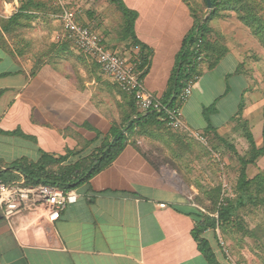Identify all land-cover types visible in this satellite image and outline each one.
<instances>
[{
  "label": "crops",
  "instance_id": "1",
  "mask_svg": "<svg viewBox=\"0 0 264 264\" xmlns=\"http://www.w3.org/2000/svg\"><path fill=\"white\" fill-rule=\"evenodd\" d=\"M140 4L143 9L138 14L135 33L150 50L149 70L142 77L143 84L155 97L166 101L172 72L194 18L184 0H144ZM153 20L156 24L150 25ZM116 38L109 47L114 44L120 49L126 45L118 35ZM68 44L60 54H53V59L45 60L35 74L12 44L14 54L0 46V62L7 58L13 65L0 71L1 78L12 81L0 85V100L8 96L0 120L15 112L18 104L26 103L31 122H38L46 130L55 128L62 139L63 146L57 152L41 150L35 162L43 154L59 157L79 149L84 155L91 154L113 138L114 130L124 127V105L129 100L116 88V82H107L106 75L91 58L73 53L75 45ZM136 51V46H132L127 58L136 57ZM240 62L233 51H228L216 66L209 67L206 62L199 66L192 94L182 107L189 131L165 134L170 138L164 132L158 137L131 136L108 167L76 188L78 201L68 205L58 220L33 218L28 228L18 226L19 230L14 231L0 213V264H209L192 234L196 221L188 212L196 206L189 201L186 190L167 176L168 164L159 161L158 153L170 157L171 145L187 150L182 147L187 138L203 142L217 135L226 136L240 110V99L250 87ZM232 77L242 80L245 86L237 91V107L222 116L232 91ZM44 99L49 106H43ZM213 103L220 110L210 115L207 110ZM48 108L54 109V115L47 114ZM74 121L83 123L68 126ZM85 123L89 125L85 127ZM49 133L53 135L50 130ZM133 140L136 144H132ZM162 203L166 206L161 207ZM208 231L204 236L218 260L230 264L218 255Z\"/></svg>",
  "mask_w": 264,
  "mask_h": 264
},
{
  "label": "rangeland",
  "instance_id": "2",
  "mask_svg": "<svg viewBox=\"0 0 264 264\" xmlns=\"http://www.w3.org/2000/svg\"><path fill=\"white\" fill-rule=\"evenodd\" d=\"M28 1L0 0V21L18 12L22 5ZM32 1L40 3V5L31 6L25 12L31 15L30 18L25 16L20 18L22 25L18 32L22 39L21 44L17 43L18 37L16 39L7 35L9 44H12L16 51L25 52L20 57L27 67H32L37 58L38 61L47 58L53 59L57 48L60 45L68 44L61 42L63 41L64 27L60 15L64 6L77 9L79 11L78 18L80 17L82 22L90 21L88 13L92 11L98 21L91 22V25L96 26V29L104 35L106 34L105 45L116 40V35L119 36L120 24L123 20L122 14L115 4H110V0ZM124 1L137 14L138 18L143 9L140 3H143L144 0ZM190 2L199 15L205 14L207 10L210 11L204 0H190ZM242 2L253 7V14L260 20V23L256 24H261L256 27L264 28V0H242ZM190 19L188 18V21ZM98 22L101 24H97ZM149 22L150 25L156 24L155 20ZM210 24L229 51H233L240 58L241 70H244L250 79V87L246 89L245 97L240 99V103H242L240 110L234 117L225 137L206 139L203 142L187 138V143L183 141L182 145L187 150L177 149L171 145L170 157H163L161 153H158V158L163 165L168 164L167 176L175 179L177 187L186 190V195L193 206L205 213L214 212L212 210L215 206L216 191L214 190L217 187L221 188V199L235 206L236 213L233 216V224L230 223L229 226H226L225 231L221 229V226L210 228L208 231L214 248L219 252L218 255L224 257L230 264L232 262L234 264H264V189L259 191L253 184L246 190L247 192L238 190L243 160H247L253 150L248 137L249 133L253 135L258 148L264 145V42L255 34L253 27L241 20L235 8L222 9ZM113 46L116 47L114 44ZM117 49L126 57L131 55L130 48L127 46ZM72 52L83 54L76 45L72 46ZM179 62L180 58L178 57L172 75L177 70ZM10 66L13 65L6 58L0 62V71ZM99 68L101 67L99 66ZM106 77L108 83H113L107 75ZM229 82L232 91L226 98L227 107L222 112V116L228 115L232 108L234 110L237 107L236 103L239 102L236 97L237 91L245 86L239 78L232 77ZM6 83H12L11 79H0L1 86ZM114 86L116 87V85ZM122 94L124 96V93ZM7 99L8 96H5L0 100V111ZM42 102L44 107L49 106L45 99ZM17 108H20V111ZM217 109L219 112L220 107L213 103L207 111L211 115V112ZM14 110L15 112H10L5 119L0 120V166H10L16 161L30 162L36 159L41 150L52 149L57 152L60 146H63L62 139H59L55 128L47 127L52 131V135L38 122L37 124L31 122L30 107L26 103L18 104ZM50 113L54 115L53 108L47 114L50 115ZM81 123L83 122L74 121L68 126L75 127ZM88 125V123L84 124L85 127ZM164 132L169 134L176 130L166 127ZM173 156L177 159L175 160ZM262 171H264V154L247 165V174L251 179ZM7 179V182L15 180L11 177ZM18 180L20 179L18 178ZM193 188L196 189V194L193 193L195 192ZM240 202L243 203L240 204ZM217 214L218 212H214L211 215L217 216Z\"/></svg>",
  "mask_w": 264,
  "mask_h": 264
},
{
  "label": "trees",
  "instance_id": "3",
  "mask_svg": "<svg viewBox=\"0 0 264 264\" xmlns=\"http://www.w3.org/2000/svg\"><path fill=\"white\" fill-rule=\"evenodd\" d=\"M184 1L191 8L194 24L184 39L183 48L179 55L180 62L178 63L177 70L174 75L171 76L169 81L170 86L168 89V98L164 102H169L171 105L174 97H176V95L184 88L186 79H188L191 74H198L199 72V66L194 61V58L199 54V51L195 49V43L198 38H201L202 40V50L205 53L204 63L206 62L209 67L216 66L220 62L221 58L229 51L228 47L222 43V40L218 37L216 32H214L213 27L210 24L211 20L219 14L222 9L235 8L237 14L240 15L241 20L253 27L255 29V34L262 42H264V28L256 27L261 25H257L260 23V20L253 14V7L243 4L242 0H212L213 8L210 11L207 10L203 15H199V12L191 4L190 0ZM204 1L207 4V0ZM110 2L114 3L122 14L123 20L120 24L121 30L118 38L122 41H126L127 43L125 46L128 48L136 45H140L142 48L140 49L139 57L137 59V69L141 71V77H144L149 70L150 50L148 47L143 46L135 33L137 14L132 9L127 7L123 0H110ZM35 5L39 6L40 3H34L32 0H29L28 3L22 5L18 12L14 13L11 17L0 21L1 47L9 49L14 54L16 49L14 50L10 46L8 40L9 37H7V35L16 39L18 37L17 43L18 45L21 44L22 39L20 38V34L18 32L22 25L20 18L21 16L30 18L31 15H28L25 12H27L31 6ZM65 8L68 7L64 6L63 10ZM88 14L90 21L86 22L83 20L85 22L84 23L80 20V17L78 20L85 26H88L93 30H97L96 26L91 25V22L98 21V19H96L92 11ZM17 24L19 25L16 26ZM97 24H100V22ZM66 42L71 43L72 41ZM68 46L69 44H64L63 46L60 45V49L57 48L56 52L60 54V52L65 50ZM106 47L125 57L118 51L117 46L114 47L111 45V47H109V45L106 44ZM21 49H23V47H21ZM16 52H18V56L25 54L23 51ZM81 53L83 52L81 51ZM45 60H48V58L44 60L41 59L39 61L37 58L36 61H34L31 73L35 74L37 69L42 63H44ZM92 60L95 64L99 65L94 59ZM188 71H190V73H188ZM1 76L2 74H0V77ZM117 87L119 88L121 94L124 93L123 97L128 99L129 103L127 106L124 105V127H122V129L114 130L113 138L104 142L102 146L96 148L94 152L88 155L82 154L83 150L79 149L76 151H68L65 155H61L59 157L43 154L41 159L37 162L16 161L6 168L0 166V179L7 182L8 177L15 180H18V178L22 179L24 177L26 184L29 185L45 183L58 186L64 190L76 189L81 184L90 180L98 172L108 167L130 142L129 140L131 136L158 137L164 132V128H169L165 122L161 120L160 114L156 111H149L145 114L138 113L134 94L124 91L119 85ZM2 93L3 91L0 92V96ZM134 115H138L137 118H133ZM163 135L166 137L165 132ZM217 137H219V135H217ZM248 137L251 145L253 146V150L250 157L247 160H243V168L239 176L238 190L241 192H247L246 190L254 184V186L261 191L264 189V171L258 173L251 179L247 174V165L253 163L259 156L264 154V145L258 148L253 135L249 133ZM166 138H170V136H167ZM132 144H136V141L133 140ZM214 191H216V196L214 197L215 206L212 210L215 213L218 212L217 216H212L211 214L214 213L212 211L210 213H205L197 207H194V209L189 211L188 214L192 215L196 221L192 234L194 239L198 242L199 250L206 257L209 264H221L210 244V241L204 236V233L208 229L216 228L217 226H221V229L225 231L226 226H229L230 223H234L233 216L236 213V209L233 204L225 202L221 199L222 191L220 187L215 188ZM241 203L243 202H240V204Z\"/></svg>",
  "mask_w": 264,
  "mask_h": 264
},
{
  "label": "built area",
  "instance_id": "4",
  "mask_svg": "<svg viewBox=\"0 0 264 264\" xmlns=\"http://www.w3.org/2000/svg\"><path fill=\"white\" fill-rule=\"evenodd\" d=\"M78 14L77 9L63 10L60 15L64 27L63 38L72 41L80 51L94 59L102 71L124 91L134 94L138 113L156 111L169 128L189 131L182 107L192 94L198 74L193 73L186 79L184 88L174 97L172 105L166 103L155 97L143 84L141 71L137 69L140 46L136 45V57L121 56L106 47L105 38L100 32L81 23ZM195 49L199 54L194 61L201 66L205 59L201 38L195 43ZM78 198L76 189L64 190L45 183L29 185L24 177L9 183L0 179V213L14 231L19 230L18 226L28 228L33 218L45 217L49 222L58 220L67 206L76 203ZM160 206L165 207L166 204Z\"/></svg>",
  "mask_w": 264,
  "mask_h": 264
},
{
  "label": "water",
  "instance_id": "5",
  "mask_svg": "<svg viewBox=\"0 0 264 264\" xmlns=\"http://www.w3.org/2000/svg\"><path fill=\"white\" fill-rule=\"evenodd\" d=\"M207 5H208V9L211 10L213 8L212 0H207Z\"/></svg>",
  "mask_w": 264,
  "mask_h": 264
}]
</instances>
